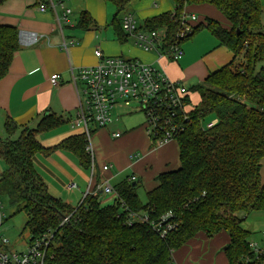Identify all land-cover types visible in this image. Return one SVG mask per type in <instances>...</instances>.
<instances>
[{
	"label": "trees",
	"instance_id": "16d2710c",
	"mask_svg": "<svg viewBox=\"0 0 264 264\" xmlns=\"http://www.w3.org/2000/svg\"><path fill=\"white\" fill-rule=\"evenodd\" d=\"M6 1L0 0V5ZM104 1L117 7L118 16L139 0ZM174 1L175 17L167 12L146 19L140 29L164 28L170 40L180 28L178 17L185 2L212 5L226 16L231 27L223 28L206 18L204 23L198 22L188 41L207 30L234 58L188 89L185 110L189 122L176 139L179 169L159 175L158 185L147 192L145 203L139 197L137 181L127 177L114 188L132 211L147 212L154 219L172 212L179 226L162 239L146 224L129 225L120 201L104 206L99 193L87 195L77 208L54 198L36 172L33 158L38 153L63 149L90 169L85 135L82 132L46 150L37 135L62 125V119L51 114L33 128L6 117L5 136L0 137V160L6 165L0 173V194L27 215L29 243L51 233L46 264H174L172 254L197 234L213 238L221 232L231 239L225 249L229 264H247L246 259L249 264L264 263V256L256 259L251 252V233L242 227L252 213H264V69L258 68L264 63L261 0ZM79 25L88 29L94 22L83 12ZM111 25L119 42H128L131 37L121 22L115 18ZM18 37L16 27L0 25V81L9 73L20 49ZM194 95L198 103H193ZM209 117L215 118V124L205 129L204 121ZM66 217L69 221L61 226Z\"/></svg>",
	"mask_w": 264,
	"mask_h": 264
},
{
	"label": "crops",
	"instance_id": "0c3cea01",
	"mask_svg": "<svg viewBox=\"0 0 264 264\" xmlns=\"http://www.w3.org/2000/svg\"><path fill=\"white\" fill-rule=\"evenodd\" d=\"M54 2L57 4V0ZM64 2L72 11L71 25H66L63 21L59 23L57 17L62 15V9L58 6L56 13L51 8L41 12L38 4L29 0H7L0 5V25L16 27L20 45L9 73L0 81L1 138L5 136L6 117H10L17 125L34 128L43 117L51 114L62 119L63 124L37 135L36 139L44 149H54L66 139L82 135V129L72 127V121L82 99L83 85L77 82L76 88L71 70L77 73L81 68L98 64L95 57V51L98 49L106 57L135 59L160 67L154 53L130 46L132 38L121 44L112 23L101 24L98 21L95 11L98 6H103L104 0ZM197 7L199 5H188L186 8L191 12ZM262 10L261 21L264 29L263 3ZM83 12H87L92 18L94 27H80ZM164 13L167 12L146 19ZM22 32L36 33L42 38L36 44L26 46L20 42ZM202 32L200 36L197 34L184 44V54L177 62L163 59L160 63L171 81L179 82L188 89L194 82H204L210 73L229 64L234 58L233 53L225 46H220L216 38L201 42ZM63 38L67 42H74L73 45L68 44L67 50L62 47ZM206 45V51H198ZM55 74L61 76L57 87L52 86L50 82L51 76ZM125 115H128L126 109L117 108L115 117L118 120L108 128L94 132V177L91 167L85 169L79 159L67 150L58 149L34 156L35 170L46 183L51 196L77 208L88 192L99 193L102 205H112L114 196L105 195L102 190L97 189L106 181L115 186L127 177H134L147 194L157 187L159 175L179 169L178 143L171 141L163 147H153L144 124H120ZM116 132L121 133L118 139L113 137ZM0 162L3 163L4 171L6 165L2 160ZM106 165H111L112 168L103 172L102 168ZM71 185L76 187L70 188ZM230 241L226 232H221L213 238L199 233L172 254L173 263L229 264L225 249Z\"/></svg>",
	"mask_w": 264,
	"mask_h": 264
},
{
	"label": "built area",
	"instance_id": "2783aa9c",
	"mask_svg": "<svg viewBox=\"0 0 264 264\" xmlns=\"http://www.w3.org/2000/svg\"><path fill=\"white\" fill-rule=\"evenodd\" d=\"M38 4L41 12L48 8L56 12L57 6L62 9V15L57 17L66 25H71L70 16L72 11L65 6L66 0H29ZM188 4L180 9L178 21L180 28L173 38L168 39L166 29L155 31L141 30L135 16L132 13H124L121 25L134 41L135 45L148 53H154L160 67L140 60H128L123 57H106L101 50L95 51L98 64L84 67L74 73L71 70L73 83L77 88V82H81L82 99L76 111V117L72 121V127L80 128L86 137L87 152L91 157L92 176L95 173L94 150L91 144L92 128L96 130L106 129L118 118L115 117L117 108L122 107L131 114L141 112L146 118L145 128L152 140L153 147L160 148L171 141H176L178 135L184 130L185 124L189 122V116L185 110V98L188 88L179 82L171 81L165 74L162 65L163 59L177 62L184 54L183 46L194 34L195 26L199 20L197 16L187 10ZM179 8V7H178ZM57 13V12H56ZM177 7L172 12L175 17ZM58 16V15H57ZM42 36L32 32H22L20 42L30 46L36 44ZM68 44L73 45V40L67 42L63 38L62 47L67 50ZM61 76L52 75L50 82L57 87ZM215 121L208 123L205 129L213 128ZM118 139L120 132L113 134ZM134 158V155L132 156ZM112 168L111 165L104 166L103 172ZM136 181V178H131ZM71 185L70 188H75ZM105 195H113L114 203L120 201L121 208L129 225L141 223L148 225L160 238H166L172 231L178 228L179 222L172 212H168L159 219L151 218L147 212L132 211L121 201L114 186L106 181L97 187ZM91 195V193H87ZM84 197V198H85ZM82 203V202H81ZM70 217L64 218L61 226L69 221ZM5 223V213L2 199L0 197V264H46L47 249L52 240L51 233H47L40 239L29 243L27 249L21 253L10 250L9 239L2 234L1 228ZM264 243V232L262 233ZM251 252L256 259L264 256V249L257 244L250 243ZM264 264V263H263Z\"/></svg>",
	"mask_w": 264,
	"mask_h": 264
},
{
	"label": "rangeland",
	"instance_id": "374dc122",
	"mask_svg": "<svg viewBox=\"0 0 264 264\" xmlns=\"http://www.w3.org/2000/svg\"><path fill=\"white\" fill-rule=\"evenodd\" d=\"M89 1V0H88ZM263 7H264V0H262ZM175 1L174 0H139L132 2L128 8L125 10L124 13H132L138 24H142L143 21L147 17H152L158 15L163 12H173L175 10ZM91 8V7H89ZM96 14L98 15V21L101 24H111L113 19L116 18L118 22H121L123 18V14L117 16V7L110 2H104L103 6H98L96 9ZM190 12V11H189ZM194 13L199 23L205 21L206 18H211L217 21L223 28L229 29L231 27V23L226 18V16L220 12L217 8L212 5L204 4L199 5V7L195 8L191 11ZM100 24V25H101ZM200 36V33H199ZM214 38L209 31L204 30L201 33V42H206L207 39ZM132 47H137L135 45L134 40H130L129 43ZM207 45L204 48L199 49V52L203 50H207ZM157 68L159 66L156 65ZM258 68L264 69V63L259 64ZM201 83L194 82L192 83V87L199 85ZM193 103H198L197 95L193 97ZM128 115H125L121 118L120 124H125L130 122L133 125L140 126L145 124L146 118L143 113L137 112L133 114H129L130 112L127 110ZM215 121L214 117H209L204 121V126L208 123ZM92 137H91V144L93 145L94 141V132L95 129L92 128ZM3 163L0 162V172L3 171L4 167L2 168ZM261 180L262 184H264V161L261 170ZM140 186V185H139ZM138 194L143 202H146V194L142 187L140 186L138 189ZM0 197L3 202L4 206V213H5V223L3 228H1V232L5 235L10 241V250L13 252L21 253L25 251L29 245L30 240V232L26 229V224L28 222V217L24 212H19V205L11 203L8 196L4 194H0ZM242 227L251 233L250 243L257 244L260 248L264 249L263 237L262 233L264 232V213L262 212H254L247 219L244 220L242 223ZM245 261V260H244ZM246 263L249 264L250 262L246 259Z\"/></svg>",
	"mask_w": 264,
	"mask_h": 264
},
{
	"label": "water",
	"instance_id": "95a60500",
	"mask_svg": "<svg viewBox=\"0 0 264 264\" xmlns=\"http://www.w3.org/2000/svg\"><path fill=\"white\" fill-rule=\"evenodd\" d=\"M133 186H135V183H133Z\"/></svg>",
	"mask_w": 264,
	"mask_h": 264
}]
</instances>
